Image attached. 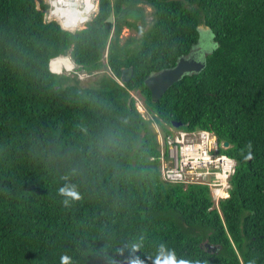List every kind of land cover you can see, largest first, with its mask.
<instances>
[{
    "label": "trees",
    "instance_id": "trees-1",
    "mask_svg": "<svg viewBox=\"0 0 264 264\" xmlns=\"http://www.w3.org/2000/svg\"><path fill=\"white\" fill-rule=\"evenodd\" d=\"M48 11L0 0V264H155L161 244L190 264H264V0H98L76 32ZM201 26L216 44L206 67L154 103L146 79L189 55ZM125 28L141 36L122 43ZM59 57L127 82L84 88L50 70ZM174 122L229 143L237 168L218 207L207 186L163 181L154 124L167 136ZM65 186L81 196L67 207Z\"/></svg>",
    "mask_w": 264,
    "mask_h": 264
},
{
    "label": "built area",
    "instance_id": "built-area-1",
    "mask_svg": "<svg viewBox=\"0 0 264 264\" xmlns=\"http://www.w3.org/2000/svg\"><path fill=\"white\" fill-rule=\"evenodd\" d=\"M123 86V84H121ZM160 143L163 181L207 186L216 207L230 196L237 162L224 151L225 143L209 131L170 130Z\"/></svg>",
    "mask_w": 264,
    "mask_h": 264
},
{
    "label": "rangeland",
    "instance_id": "rangeland-1",
    "mask_svg": "<svg viewBox=\"0 0 264 264\" xmlns=\"http://www.w3.org/2000/svg\"><path fill=\"white\" fill-rule=\"evenodd\" d=\"M44 2L49 5V11H48L47 16H46L47 21L59 22L58 20L54 19L51 15L52 12L54 11V9H53V5L50 2V0H44ZM93 2L97 5V10H98V0H93ZM144 9L146 11L147 24L143 25L142 22H139L138 26H139V28L146 30L147 25L150 24L152 21V8H150L148 6H144ZM201 27H202L201 28V38L199 41V45L195 47L194 53H196L197 57L204 58L216 48V44L213 41V36H212L211 32L205 26H201ZM83 29H85V28L77 29V31L83 30ZM73 32H76V30ZM140 36H141V33L138 29H127V28H125L123 30V33L121 36L122 43L127 41V39L130 37H140ZM68 58H70V57H68ZM104 63H106V56L104 59ZM61 75L68 76L72 79L77 78L80 81V85L84 88H98L100 86V81L104 76H110V77L114 78L115 80H117L120 84H123V81L116 78L108 66H105L99 72L89 74V73H85V72L81 71L74 64V69L72 71L68 72V71L64 70L63 74H61ZM132 96L136 99L137 107H138L139 111L143 114V116L146 119H151L150 114L147 112V110L144 106V100H143L142 96L140 95V93L139 92H133ZM154 128H155V131L157 132V135H158V137H157L158 141L161 142L164 138L163 131L156 124H154ZM176 129L177 128H170V130H176ZM161 149H162V147H161Z\"/></svg>",
    "mask_w": 264,
    "mask_h": 264
},
{
    "label": "bare ground",
    "instance_id": "bare-ground-1",
    "mask_svg": "<svg viewBox=\"0 0 264 264\" xmlns=\"http://www.w3.org/2000/svg\"><path fill=\"white\" fill-rule=\"evenodd\" d=\"M54 11L52 17L58 20L65 30L71 32L85 28L97 12V5L93 0H50ZM51 69L54 74L72 71L74 63L71 58L59 57L52 61Z\"/></svg>",
    "mask_w": 264,
    "mask_h": 264
},
{
    "label": "water",
    "instance_id": "water-1",
    "mask_svg": "<svg viewBox=\"0 0 264 264\" xmlns=\"http://www.w3.org/2000/svg\"><path fill=\"white\" fill-rule=\"evenodd\" d=\"M113 16L107 22L113 23ZM202 27L199 29L201 30ZM209 30V28H207ZM194 49V48H193ZM191 50V52L193 51ZM53 61V60H52ZM51 61V63H52ZM50 63V70L51 69ZM206 67L205 60H197L195 58L182 57L174 68L166 69L156 74L151 75L145 81V85L149 88L152 94V101L157 103L165 93L177 82H179L185 75L200 73ZM53 72V71H52ZM126 73H123L122 81L127 82ZM174 128L183 126L181 122H174ZM225 147H229V143H225ZM209 252H217V247L210 244H205Z\"/></svg>",
    "mask_w": 264,
    "mask_h": 264
},
{
    "label": "clouds",
    "instance_id": "clouds-1",
    "mask_svg": "<svg viewBox=\"0 0 264 264\" xmlns=\"http://www.w3.org/2000/svg\"><path fill=\"white\" fill-rule=\"evenodd\" d=\"M252 149L253 145L249 142L245 146V149L241 150L240 154L245 163L254 159ZM58 194L65 197L63 201L65 207L69 206L70 201H78L81 199V196L75 189V186L62 187L58 190ZM60 264H70V258L66 255L62 256L60 258ZM155 264H190V262L186 260H179L173 250H170L166 245L161 244L156 255Z\"/></svg>",
    "mask_w": 264,
    "mask_h": 264
},
{
    "label": "flooded vegetation",
    "instance_id": "flooded-vegetation-1",
    "mask_svg": "<svg viewBox=\"0 0 264 264\" xmlns=\"http://www.w3.org/2000/svg\"><path fill=\"white\" fill-rule=\"evenodd\" d=\"M194 51H195V48L193 49V51L192 52H190V54L189 55H187L186 57L187 58H195V59H197V60H204V58H199V57H197L196 56V53H194Z\"/></svg>",
    "mask_w": 264,
    "mask_h": 264
}]
</instances>
